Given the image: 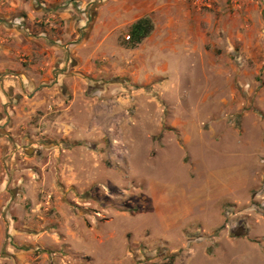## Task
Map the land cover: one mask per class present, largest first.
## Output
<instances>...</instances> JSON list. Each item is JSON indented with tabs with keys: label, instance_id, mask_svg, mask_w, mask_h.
<instances>
[{
	"label": "rangeland",
	"instance_id": "1",
	"mask_svg": "<svg viewBox=\"0 0 264 264\" xmlns=\"http://www.w3.org/2000/svg\"><path fill=\"white\" fill-rule=\"evenodd\" d=\"M242 1L173 0L2 95L0 264H264V9Z\"/></svg>",
	"mask_w": 264,
	"mask_h": 264
},
{
	"label": "crops",
	"instance_id": "2",
	"mask_svg": "<svg viewBox=\"0 0 264 264\" xmlns=\"http://www.w3.org/2000/svg\"><path fill=\"white\" fill-rule=\"evenodd\" d=\"M172 1L0 0V104H4L5 94H15L17 99L20 87L37 93L40 85L79 75L75 70L81 67L84 47L99 45V36L130 27L137 19L162 11ZM248 2H260L264 9V0H243L239 5ZM240 11L241 18H245L241 7ZM226 185L227 180L220 185L219 179L207 196L224 194ZM168 197L166 193L165 200ZM180 212L176 210L170 217ZM163 214L158 216L163 218Z\"/></svg>",
	"mask_w": 264,
	"mask_h": 264
},
{
	"label": "trees",
	"instance_id": "3",
	"mask_svg": "<svg viewBox=\"0 0 264 264\" xmlns=\"http://www.w3.org/2000/svg\"><path fill=\"white\" fill-rule=\"evenodd\" d=\"M151 28L152 25L147 16L141 17L133 22L129 28V37H131L132 45L138 43L142 38H144Z\"/></svg>",
	"mask_w": 264,
	"mask_h": 264
},
{
	"label": "built area",
	"instance_id": "4",
	"mask_svg": "<svg viewBox=\"0 0 264 264\" xmlns=\"http://www.w3.org/2000/svg\"><path fill=\"white\" fill-rule=\"evenodd\" d=\"M127 38H128V36H127Z\"/></svg>",
	"mask_w": 264,
	"mask_h": 264
}]
</instances>
